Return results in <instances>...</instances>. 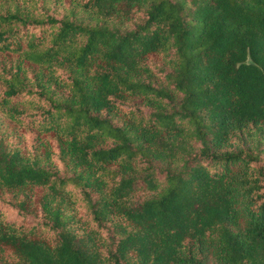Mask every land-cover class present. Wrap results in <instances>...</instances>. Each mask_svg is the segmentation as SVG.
<instances>
[{"label":"trees","instance_id":"obj_1","mask_svg":"<svg viewBox=\"0 0 264 264\" xmlns=\"http://www.w3.org/2000/svg\"><path fill=\"white\" fill-rule=\"evenodd\" d=\"M0 264H264V0H0Z\"/></svg>","mask_w":264,"mask_h":264},{"label":"rangeland","instance_id":"obj_2","mask_svg":"<svg viewBox=\"0 0 264 264\" xmlns=\"http://www.w3.org/2000/svg\"><path fill=\"white\" fill-rule=\"evenodd\" d=\"M58 10L60 11L61 10V7H58Z\"/></svg>","mask_w":264,"mask_h":264}]
</instances>
